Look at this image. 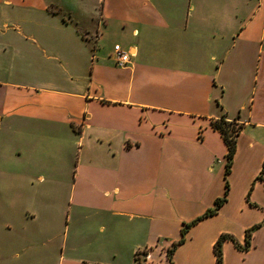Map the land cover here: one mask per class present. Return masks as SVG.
Listing matches in <instances>:
<instances>
[{
  "label": "crops",
  "instance_id": "0c3cea01",
  "mask_svg": "<svg viewBox=\"0 0 264 264\" xmlns=\"http://www.w3.org/2000/svg\"><path fill=\"white\" fill-rule=\"evenodd\" d=\"M221 115L226 200L173 247L224 193ZM220 234L264 264V0H0V264H215Z\"/></svg>",
  "mask_w": 264,
  "mask_h": 264
},
{
  "label": "trees",
  "instance_id": "16d2710c",
  "mask_svg": "<svg viewBox=\"0 0 264 264\" xmlns=\"http://www.w3.org/2000/svg\"><path fill=\"white\" fill-rule=\"evenodd\" d=\"M211 126L215 129H218L221 133L226 145H227V152H226V161L224 164V185L225 190L222 196L217 197L214 200V205L211 208H208L202 215L196 217L192 221L185 223L183 227L181 228V237L178 239V241L174 242L173 247L177 245L178 243L183 241V236L186 231V229L194 223L196 220L200 219L201 217L207 216L209 214H213L218 207L226 200V194L228 189V180L226 178V175L230 172L231 164H232V158L235 153L236 148V137L239 133V129L241 127L240 124H237L235 121V118L233 119H226L224 115H221L218 118H215L211 120ZM248 238H249V230H246L245 232V244H248ZM224 239H230L235 244L238 245L236 240L229 234H220V236L217 238L213 245L214 253H215V264H222V254H221V243ZM170 248L169 252L173 249Z\"/></svg>",
  "mask_w": 264,
  "mask_h": 264
},
{
  "label": "built area",
  "instance_id": "2783aa9c",
  "mask_svg": "<svg viewBox=\"0 0 264 264\" xmlns=\"http://www.w3.org/2000/svg\"><path fill=\"white\" fill-rule=\"evenodd\" d=\"M113 59L114 63L119 66L126 65L129 60V54L126 50H123L119 44L113 45Z\"/></svg>",
  "mask_w": 264,
  "mask_h": 264
},
{
  "label": "rangeland",
  "instance_id": "374dc122",
  "mask_svg": "<svg viewBox=\"0 0 264 264\" xmlns=\"http://www.w3.org/2000/svg\"><path fill=\"white\" fill-rule=\"evenodd\" d=\"M138 256L140 257V256H141V254H138Z\"/></svg>",
  "mask_w": 264,
  "mask_h": 264
}]
</instances>
